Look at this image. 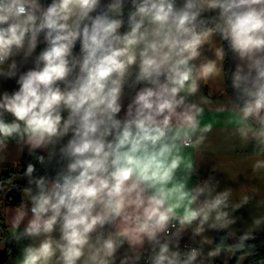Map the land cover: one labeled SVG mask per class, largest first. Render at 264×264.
Instances as JSON below:
<instances>
[{
	"label": "clouds",
	"instance_id": "1",
	"mask_svg": "<svg viewBox=\"0 0 264 264\" xmlns=\"http://www.w3.org/2000/svg\"><path fill=\"white\" fill-rule=\"evenodd\" d=\"M214 36L234 57L236 132L264 153V0H0V77L18 85L0 93V154L15 142L44 170L27 165L8 209L11 239H38L15 264H194L182 233L235 223L231 190L190 187L185 157L210 131L193 98L221 74L223 46L201 58Z\"/></svg>",
	"mask_w": 264,
	"mask_h": 264
},
{
	"label": "crops",
	"instance_id": "2",
	"mask_svg": "<svg viewBox=\"0 0 264 264\" xmlns=\"http://www.w3.org/2000/svg\"><path fill=\"white\" fill-rule=\"evenodd\" d=\"M50 2V0H48ZM43 44L38 45L35 54L42 50ZM225 43L219 36H214L209 44L202 48V59H216L215 49ZM78 50V49H77ZM34 54V55H35ZM19 61L20 57H16ZM199 63V61H197ZM31 60L22 66L21 70L32 67ZM218 66H222L221 74L218 78H213L205 84L201 82L200 90L193 99L199 103L202 96L205 103L200 104L204 112L200 118L201 127H208L210 131L204 133L205 139L195 149L185 151V157L190 158L193 164V173L189 186L202 183L210 176L217 184L216 192L231 190L229 198V212L235 223L226 229H212L206 224L205 231L200 235H193L196 227L194 222L191 227L182 233L179 239V250L183 251L186 246L193 244L200 250L194 264H247L249 254L241 255L234 263L238 250L229 245L216 244L218 234L227 235L229 240L237 241L239 236L250 233L251 237L264 236V153H259L255 142L251 139L243 140L236 132L238 119L235 109L237 102L229 88V78L227 74V63L225 56L218 61ZM18 88L15 79H5L0 77V93L3 91L12 92ZM126 93L128 89H125ZM130 94L122 98V103L126 107L130 102ZM121 115H123V110ZM11 119V117H9ZM27 154V148L15 142L9 143L7 150L0 154V175L8 173L14 169ZM12 183L26 184L24 174H16L12 177L5 188L0 182V213L2 223L0 224V264H15L16 258L20 254L21 247L27 243H38V239H24L19 244L13 241L9 233V219L11 213L8 209H15L22 201L23 192L15 189ZM9 192V200L2 198L3 192ZM247 197V202H243ZM14 198L15 201H11ZM203 199V197L201 198ZM235 205H240L238 208ZM260 220L256 225L254 222ZM25 224L21 225V230ZM174 231V230H173ZM232 233V236H228ZM145 249L148 245L145 244ZM122 251V250H121ZM141 260L140 264H143ZM249 264H264V260H256Z\"/></svg>",
	"mask_w": 264,
	"mask_h": 264
},
{
	"label": "trees",
	"instance_id": "3",
	"mask_svg": "<svg viewBox=\"0 0 264 264\" xmlns=\"http://www.w3.org/2000/svg\"><path fill=\"white\" fill-rule=\"evenodd\" d=\"M224 50H225V60L227 63V74H228V78H229V75L231 73V60L234 57L226 47ZM233 96L235 97L234 94H233ZM235 100H236V98H235ZM239 102H242V101H239ZM29 163L36 165V174L37 175L44 174V170L40 167L39 164H37L36 160L32 156H30L27 152L24 159L14 169H11L6 174L0 175V182L3 183V186L6 188L14 175L24 174V172L26 171L27 165ZM12 185L14 186L15 189L22 190L23 188H25L27 186V183L26 184L12 183ZM9 197H10L9 192L5 191L2 193L1 199L9 200ZM13 202H17V201H15V199L13 198ZM1 223H2V216L0 213V224ZM238 236L240 237L241 235H238ZM225 237H227V235L218 234L216 237V244H218V245H229L231 247H234L235 244L238 242V240L237 241L229 240L228 237L227 238H225ZM245 244H246V247L244 249L238 250V253H237V256H236L234 263L243 254H249L250 255V258L246 262L247 264L252 263L256 260H264V236L250 238L249 240L245 241Z\"/></svg>",
	"mask_w": 264,
	"mask_h": 264
},
{
	"label": "water",
	"instance_id": "4",
	"mask_svg": "<svg viewBox=\"0 0 264 264\" xmlns=\"http://www.w3.org/2000/svg\"><path fill=\"white\" fill-rule=\"evenodd\" d=\"M224 43H225V47L228 49L226 42H224ZM228 50H229V49H228ZM233 68H234V58L231 60V71L233 70ZM229 77H230V75H229ZM228 82H229V80H228ZM229 88H230V91L233 93V90H232V88L230 87V83H229ZM233 94H234V93H233Z\"/></svg>",
	"mask_w": 264,
	"mask_h": 264
},
{
	"label": "built area",
	"instance_id": "5",
	"mask_svg": "<svg viewBox=\"0 0 264 264\" xmlns=\"http://www.w3.org/2000/svg\"><path fill=\"white\" fill-rule=\"evenodd\" d=\"M11 201H13V198L11 199ZM192 248H196V247L193 244H189V245L186 246V249H184L182 252H186V251H188V250H190ZM143 264H145V261H144Z\"/></svg>",
	"mask_w": 264,
	"mask_h": 264
}]
</instances>
